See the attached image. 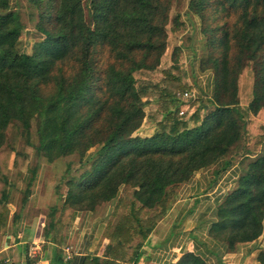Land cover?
<instances>
[{
    "label": "trees",
    "instance_id": "trees-1",
    "mask_svg": "<svg viewBox=\"0 0 264 264\" xmlns=\"http://www.w3.org/2000/svg\"><path fill=\"white\" fill-rule=\"evenodd\" d=\"M28 1L37 13L40 37L31 55L19 49L25 25L13 8L17 0H0V150L16 125L49 163L79 156L83 171L67 181L59 218L56 205L48 213L45 231L54 230L52 239L62 243L74 211L118 198L113 218H119L108 228L105 257H86L83 264H138L144 241L169 211L177 188L197 172L216 166L219 175L237 162L240 175L217 205L208 234L229 251L259 239L264 234V148L254 154L245 143L249 122L264 113V0L188 1L208 34L199 70L214 77L213 93L199 101L193 95L184 98L193 84L185 81L179 64L165 69L155 83L139 84L136 77L162 65L168 27L179 25L170 16L173 0ZM248 67L254 72L253 98L243 107L239 78ZM151 90L159 94L163 116L142 136L137 132L147 120ZM182 103L187 113H180ZM263 139L258 136L257 142ZM38 169H32L29 187ZM125 186L134 189L129 204L120 197ZM123 205L126 214L119 216ZM7 212L3 205L1 229ZM58 258H63L61 248ZM259 260L264 264V249ZM171 264L205 261L187 252Z\"/></svg>",
    "mask_w": 264,
    "mask_h": 264
},
{
    "label": "crops",
    "instance_id": "crops-1",
    "mask_svg": "<svg viewBox=\"0 0 264 264\" xmlns=\"http://www.w3.org/2000/svg\"><path fill=\"white\" fill-rule=\"evenodd\" d=\"M205 74L210 81L211 95L214 77L212 73ZM223 163L221 160L219 165ZM215 168L197 172L177 188L169 211L144 241L138 264H171L187 252L201 255L205 264H261L259 254L264 249V234L255 241L238 245L233 251L208 234L217 205L233 188L241 172L239 162L219 175L214 172ZM133 194L134 189L130 195L133 197ZM117 201L115 198L93 210L74 211L60 234V245L52 239L54 230L45 231V214L38 217L18 214L14 220L10 218L7 227L0 228V260L6 264H83L86 257L104 258ZM58 248L62 250L61 261Z\"/></svg>",
    "mask_w": 264,
    "mask_h": 264
},
{
    "label": "rangeland",
    "instance_id": "rangeland-1",
    "mask_svg": "<svg viewBox=\"0 0 264 264\" xmlns=\"http://www.w3.org/2000/svg\"><path fill=\"white\" fill-rule=\"evenodd\" d=\"M188 1H172L170 16L172 19L177 17L176 21L179 22V25L176 27L177 24L171 22L168 27L170 42L163 56L162 65L154 72L138 73L136 77L139 84L155 83L162 79L165 69L170 68L173 63L179 64L185 70V81L193 84V88L187 89L186 92L191 93L194 96L193 99L199 101L201 98L208 97L211 91L210 86H208L210 81L206 78L207 74L199 70V59L207 51L208 34L203 32L205 25L201 18L195 17L190 11ZM13 8L20 12L25 25L19 49L31 55L33 44L40 39L35 33L37 13L28 0H17ZM209 12L210 10L206 14ZM178 47L180 51H177V62H173V53ZM253 86L254 72L251 67H248L239 78V102L243 107H247L253 98ZM146 99L148 117L143 129L141 128L137 132L142 136L150 134L155 129L158 120L163 116V113L159 112L161 99L158 92L151 90L150 93L146 94ZM180 109L187 113L188 105L182 103ZM205 113L207 110L202 109L201 114L205 115ZM248 127L249 132L245 146L253 149L254 154H257L264 148V139L260 143L257 142L258 136L264 135V113L255 116L249 122ZM32 133V141L36 144V126H33ZM241 160V157H238V161ZM38 165L37 177L29 187L32 169ZM68 168H70L71 173L68 172ZM79 169H81V165L77 154L49 163L44 157L37 155L36 149L32 145L26 143L16 125L10 126L7 131V143L0 150V210L3 205L7 208L6 225L10 218L14 220V216H18V214L27 215V217L30 215L38 217L45 214L47 221L51 206L56 205L58 209L61 208L68 191L67 181L83 171V169ZM132 190L133 188L129 186L122 188L120 197L124 199V204H129L128 201L133 198L130 195ZM122 209L124 210H121L119 216L122 213L126 214L127 207L124 206ZM118 218H112L111 222L115 224Z\"/></svg>",
    "mask_w": 264,
    "mask_h": 264
},
{
    "label": "built area",
    "instance_id": "built-area-1",
    "mask_svg": "<svg viewBox=\"0 0 264 264\" xmlns=\"http://www.w3.org/2000/svg\"><path fill=\"white\" fill-rule=\"evenodd\" d=\"M189 96H191V93H189V92L184 93V98H188ZM180 113L184 114L185 112L181 111Z\"/></svg>",
    "mask_w": 264,
    "mask_h": 264
}]
</instances>
